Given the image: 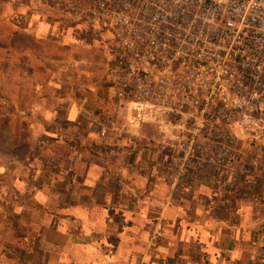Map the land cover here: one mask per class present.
<instances>
[{
  "label": "crops",
  "instance_id": "0c3cea01",
  "mask_svg": "<svg viewBox=\"0 0 264 264\" xmlns=\"http://www.w3.org/2000/svg\"><path fill=\"white\" fill-rule=\"evenodd\" d=\"M20 4L0 3V38ZM26 20L21 34L35 41L57 30L39 13ZM23 73L0 75L15 86L0 101H20L0 107V264H264V138L242 145L239 186L225 189L231 179L215 169L179 177L162 171L173 159L152 153L155 143L137 140L139 114L111 125L63 78L34 79L23 107Z\"/></svg>",
  "mask_w": 264,
  "mask_h": 264
},
{
  "label": "built area",
  "instance_id": "2783aa9c",
  "mask_svg": "<svg viewBox=\"0 0 264 264\" xmlns=\"http://www.w3.org/2000/svg\"><path fill=\"white\" fill-rule=\"evenodd\" d=\"M85 1L112 33L117 97L184 123L180 141L165 145L178 153L166 173L207 164L236 187L237 141L264 138V0Z\"/></svg>",
  "mask_w": 264,
  "mask_h": 264
},
{
  "label": "rangeland",
  "instance_id": "374dc122",
  "mask_svg": "<svg viewBox=\"0 0 264 264\" xmlns=\"http://www.w3.org/2000/svg\"><path fill=\"white\" fill-rule=\"evenodd\" d=\"M20 7L11 9L13 11L14 21L17 27L2 28L4 37H1L0 44L7 46L0 50V75L3 78L11 80L17 77V74L31 77V82L20 85L25 100L20 105L30 107L33 102V96L36 90V78L51 80L54 78H63L65 81L62 89L65 93L76 95L78 98H87L88 108L106 110V120L112 125H128L130 117L138 115L140 119L141 135L137 140L146 142L151 140L155 143L152 153H159L162 157L177 156V152H171L167 143H178L182 132L179 124L181 118L166 110L160 108L141 107L137 104L125 101L117 97L111 80V70L114 66V52L109 51L106 41L112 37V33L101 24L96 17L98 5L90 3L91 9H88V3L85 0H20ZM77 1V3H76ZM2 0H0V3ZM3 5V4H2ZM0 5V6H2ZM86 9H88L86 13ZM3 12V7L1 8ZM0 10V11H1ZM95 12V14H94ZM40 14L47 16L53 22L56 21L54 36H48L46 39L35 41L31 36L21 34L22 30L29 28L26 16L28 14ZM2 24H0V27ZM15 29L19 31H15ZM55 29V28H54ZM15 46V47H13ZM25 47L26 50L20 49ZM28 48V49H27ZM12 49V50H11ZM11 53V54H9ZM11 55V58L10 56ZM10 58V61H8ZM15 86L0 84V90L9 93ZM10 100L9 102L0 101L5 113L12 108L17 109L20 101ZM1 124L8 121V116L0 118ZM136 119V123L139 122ZM21 117L13 116V124L21 125ZM142 122V123H141ZM183 122V121H182ZM23 124H26L25 122ZM1 133V132H0ZM2 134V133H1ZM6 135V134H5ZM247 142L255 146L252 138H241L237 141L234 150L236 164L232 172L238 178L241 172L247 169L238 168V162L242 155V145ZM259 147V146H255ZM252 163H254L252 161ZM209 165L199 168L195 172H208ZM162 171L167 169L162 167ZM182 183H186L183 181ZM232 183L239 186V181ZM220 185H224L222 182ZM225 189L227 185L223 186Z\"/></svg>",
  "mask_w": 264,
  "mask_h": 264
}]
</instances>
